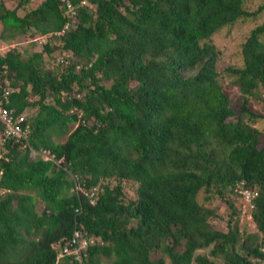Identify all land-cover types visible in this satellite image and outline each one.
<instances>
[{"label":"trees","instance_id":"1","mask_svg":"<svg viewBox=\"0 0 264 264\" xmlns=\"http://www.w3.org/2000/svg\"><path fill=\"white\" fill-rule=\"evenodd\" d=\"M29 1L0 0V38L17 32L29 45L0 56L1 83L14 89L5 105L30 127L0 148V264H80L62 252L74 232L87 241L81 264L264 260V139L253 126L264 119V17L240 45L242 65L224 71L238 115L212 40L255 22L264 0L252 10L245 0H40L18 14ZM239 185L256 192L253 232L238 229ZM223 218L225 229L212 223Z\"/></svg>","mask_w":264,"mask_h":264},{"label":"rangeland","instance_id":"2","mask_svg":"<svg viewBox=\"0 0 264 264\" xmlns=\"http://www.w3.org/2000/svg\"><path fill=\"white\" fill-rule=\"evenodd\" d=\"M17 1L18 0H2L3 4L6 5V7H8V8H13L16 5ZM39 1L40 0H30L27 3V5H25L24 7L17 8V13L20 15L23 14L25 9H29V8L34 7ZM261 1L262 0H245L244 6L247 7V9L252 10V9H255L256 6ZM259 16L260 17L255 22L252 21L253 23L250 22V24L248 22L245 23V22L238 20V21L234 22L233 25L220 29V31H218L212 37V40L214 41L215 47L220 52V54L218 55V58L216 59V62H215V70L218 73V81L220 82V86L222 87V89L224 90V92L227 95L229 107L232 109L234 114H237V115H238L239 104L241 103V96L239 94L237 85H234L231 82L232 77L226 76L224 74V71H225V68L227 66L240 67L242 65V59H241V54H240V45L245 40L247 33L254 26V24H256V22H259L264 17V12H262ZM31 31H32V29L29 30L28 33H31ZM1 33H4V32L2 31V27L0 25V34ZM0 42L3 43L6 41L4 39L0 38ZM1 43H0V45H1ZM9 43H12V44L14 43V47H16L17 50L23 51V48L26 47V45L28 44V41H27V38L24 34L14 32L13 38L9 41ZM28 46L29 45H27L26 48L29 50ZM31 48L34 50H38L39 47L35 46L33 48V46H31ZM53 63H54V61H53ZM260 92H261V89H260ZM29 98H30V100L34 99L33 97H29ZM247 103H248L247 104L248 108H250L253 112L262 113V104H261L260 100H257L256 98L248 97ZM33 111H34V108L28 107L25 109V114L33 115ZM253 126L261 131L263 139H264V119H259V120L255 121L253 123ZM62 140H64V137L56 139V141H58V142H62ZM32 157H33V155L31 154L30 158H32ZM128 195H131V194L128 192ZM197 200L200 201V196L197 198ZM214 203H215V200L207 203V205L209 207H211L214 205ZM36 205H37L36 210L39 211L42 204L40 203V201L38 199H36ZM217 209H218V213L220 215L225 216L224 211L226 210V208L223 204H219ZM241 209H247V207L245 208V203L243 200H242V208ZM241 209H240V211H241ZM237 221L239 224L238 225L239 226L238 227L239 232H241L243 229H245L246 232H253L255 230L252 223L241 218L240 216H238ZM213 222L216 223V226L218 228H223V229L226 228L225 218H223L222 220H219V222H217V219L213 220L212 223ZM198 251L203 252V251H205V249L204 250H198ZM217 262L219 263V261H217Z\"/></svg>","mask_w":264,"mask_h":264},{"label":"built area","instance_id":"3","mask_svg":"<svg viewBox=\"0 0 264 264\" xmlns=\"http://www.w3.org/2000/svg\"><path fill=\"white\" fill-rule=\"evenodd\" d=\"M74 12L75 11L73 7L67 3V15H74ZM66 26L67 24L63 26V29H65ZM54 33L56 34V32ZM49 36L50 34H45L43 36L40 35L35 37L33 40H35L37 43H42ZM13 48H16L14 47V43H1L0 56L4 52L9 51ZM13 90V88L9 87L7 81L1 83L0 77V148L4 141L14 140L15 142H18L19 139L23 140L30 132V127L24 118V113H14L11 108H7L5 105L7 103L9 95L13 92ZM21 146L23 147L24 144H21ZM43 158H48V155L43 154ZM233 192L240 196V198L245 203V208L247 207V209H241V211L239 212V216L251 223L250 210L252 209V199L255 197L256 192L254 191V189L245 188L240 185L235 186L233 188ZM86 243L87 241L85 239H80L79 234L77 232H74L68 243V246H64L62 248V252L65 254L73 255V258L81 264V250L85 247ZM253 264H264V260H253Z\"/></svg>","mask_w":264,"mask_h":264}]
</instances>
